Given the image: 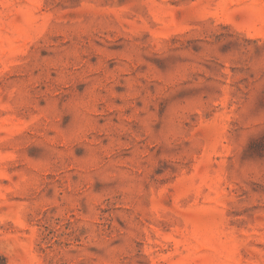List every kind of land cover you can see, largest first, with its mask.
Wrapping results in <instances>:
<instances>
[{
    "label": "rangeland",
    "instance_id": "rangeland-1",
    "mask_svg": "<svg viewBox=\"0 0 264 264\" xmlns=\"http://www.w3.org/2000/svg\"><path fill=\"white\" fill-rule=\"evenodd\" d=\"M7 264H264V0H0Z\"/></svg>",
    "mask_w": 264,
    "mask_h": 264
},
{
    "label": "trees",
    "instance_id": "trees-1",
    "mask_svg": "<svg viewBox=\"0 0 264 264\" xmlns=\"http://www.w3.org/2000/svg\"><path fill=\"white\" fill-rule=\"evenodd\" d=\"M0 264H7L6 259L0 255Z\"/></svg>",
    "mask_w": 264,
    "mask_h": 264
}]
</instances>
